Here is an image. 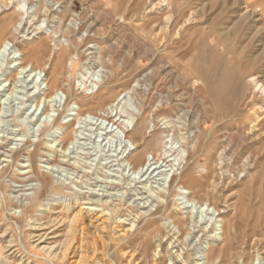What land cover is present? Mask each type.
Segmentation results:
<instances>
[{"label":"rangeland","instance_id":"1","mask_svg":"<svg viewBox=\"0 0 264 264\" xmlns=\"http://www.w3.org/2000/svg\"><path fill=\"white\" fill-rule=\"evenodd\" d=\"M5 1L0 44L22 17L34 32L0 55V264H171L170 252L178 264H264V0H49L68 10ZM73 13L81 29L68 34L58 22ZM106 41L119 48L98 90L92 46ZM54 51L71 100L52 87L53 74L42 94L19 73L20 58L42 66ZM138 78L137 122L147 134L129 135L139 149L153 133L164 144L173 136L163 118L176 120L191 134L188 143L174 138V153L188 159L181 171H163L170 167L160 161L153 173L135 174L134 146L116 126L104 134L106 124L89 114ZM81 99L89 104L80 108ZM151 147L155 158L176 155ZM190 186L203 199L209 191L224 217L185 198Z\"/></svg>","mask_w":264,"mask_h":264},{"label":"bare ground","instance_id":"2","mask_svg":"<svg viewBox=\"0 0 264 264\" xmlns=\"http://www.w3.org/2000/svg\"><path fill=\"white\" fill-rule=\"evenodd\" d=\"M52 3H53V5H52ZM47 4L51 5L52 7L53 6H55V7L56 6L57 7L62 6L64 8L66 7L65 9H67V10L70 9V7H71L70 5L65 4V2H59V1L53 2V1L48 0ZM165 4L166 5L168 4L166 2V0L164 1L163 4H161V6L163 7ZM5 6H8V3L5 0H0V9H4ZM25 6H26L25 3L23 5H21V8L24 11L26 10ZM72 15H73V17L70 19L69 22L66 23V19H67L66 14L63 15L62 17H60V20L58 22L59 23L58 26L60 27V30H63L65 33H68V34L78 32V29L80 28V24H81L79 21L80 14L79 13H73ZM11 24L8 25L6 30H5V32L7 31L6 35H8V36H6L5 39L0 44V55H3L7 51L8 47L10 45L20 49L21 44L17 41V39H19V37H20L19 34L21 32L24 33L23 34L24 36L32 34L34 32V30L28 31L27 28L25 29L26 26L24 25V17H22L16 23L12 24V29H10ZM92 24L93 23H90L88 25V28L86 29L87 33H90L92 31V29H91ZM33 35H35V34H33ZM65 36H66V34H65ZM83 37H84V35L79 37V41H82ZM106 43H107V41H106ZM118 48H119V46L116 43H107L106 48H101V46L98 48V46H96V45L92 46V49H93L92 53L95 54V59H96L95 61H97V60L99 61V65H98L99 70H97V75H98L97 77L98 78L93 79L91 81V84H92L91 87L92 88H94V89L98 88V90H100L103 87V85L105 83V77L107 76V73L110 72L108 68H110L111 66H113L115 64V56H114L113 51L117 50ZM68 52H69V54L72 52L71 47H69V46H68ZM14 53L15 54L11 60L13 63H15V65H18L17 60H18L19 56H16L15 51H14ZM55 56H56V52L54 51L51 54L50 59L48 61H46L44 65H42V66L31 65L30 67H29V64H26V62L23 61L24 57L22 56L23 58H20L21 61L19 62V64L20 65L24 64V66L23 67L21 66L22 67L21 72H19V73L24 72V77L26 78V80H28L29 82H32L34 84V88H39V93H42V94L46 93V90L43 88V81L48 79L49 73L53 74L55 76L56 80H55V83L54 82L51 83L52 87L55 89L56 92L60 91V92L64 93L67 97V100L68 99L71 100V99H73V88L67 82L68 77H66V79H61V76H59V64L56 62L53 64V59L55 58ZM72 67H73V63H71V68ZM143 79H146V80L149 79V75L148 74L145 75V77ZM84 83L86 84V82H84ZM10 85H11V82H10ZM138 85H140V79L137 81L136 85L127 89V91L125 93H123L122 95H119L115 91H112L110 96L107 98L108 100L105 99L104 103L101 104L102 108L99 110H96V111H94V110L90 111L89 114H92L97 119H100V121H101L100 124H103V125L106 124V127L100 128V129L104 130L103 131L104 134L112 133V131H114V130H112V127L116 126L117 127L116 129H119L118 131L121 133V138H123L128 143H130L131 145L134 146L135 150L130 152V155H129L130 158L128 159V163L131 166V169L134 171L135 174H137L139 172H141V173L144 172L142 174V176H144V175H147L148 172H150L151 170H152L151 173H153L156 169L164 167L163 165L157 166V165H159L160 161L166 162L165 166L170 167V168L165 169L163 171H171V172L172 171L175 172L176 170L181 171V169L185 168V166L188 162L187 161L188 159H187V157H184L181 155L182 154L181 150H178L180 154L174 153V151L177 150L176 146H174V145L176 142H182V141L185 143H188V141L191 137V134L186 135L185 133H183L182 132L183 130L181 128H179L178 122L176 120L169 118L168 116H165L163 118V120L167 119L166 121H164V124H166L165 128L168 129V132H172V136H173L170 139V141H164L165 142L164 144H163V141L160 139V137H158L155 133H153L152 139L146 141V144H145L143 149H139L138 144L135 143L133 138L129 135L130 131H133L134 133H140L144 137L147 134L146 127L145 126L140 127L138 122H137V120L139 118V114L136 112V107H135L136 102L135 101L137 99V93H139V92H137ZM5 87H4V89H6ZM96 94H94V96ZM40 103L41 102H39V104ZM76 103L80 106V108H82L84 105H88L89 101L81 99V101L76 100ZM38 107H40V105ZM142 109H143V102L141 101L140 110H142ZM143 113L141 115L142 118H144ZM77 114L80 115L81 113L77 112ZM183 120H185V123L189 126V129L192 130L191 132H194V133L200 132V127L195 120H192V121L189 120L188 116H186V115H185ZM110 127H111V129H109ZM174 138L177 140L176 142L174 141ZM152 141H156L158 148H163V151L167 154H170V156H173L174 154H176V155H174L173 158L171 160H168V161L163 158L162 154L159 156V158H155V155L152 152H149V150L151 148H153V147H151ZM61 142L64 143V139ZM124 146H127V144H124ZM222 152H223L222 154L225 153L224 151H222ZM148 155H151L153 157V160H155V161L152 162V160L148 157ZM110 183L114 184L115 182L110 181ZM217 183L218 182H216V181L214 182L215 185H213L214 188L212 189L213 193L216 192V188L218 185ZM205 195H206V197H208L210 195L209 191H206ZM205 195H204V197H205ZM184 197L188 198V200H190L192 202L197 201V203H201V206L202 205L207 206V210L213 209L215 212H213V213L211 212V215H218L219 217H224L225 210H223L221 207L214 204V202L209 197L208 198L205 197L206 199L205 198L203 199L201 195L199 196L197 194L196 190H194L193 187H191V186L189 187V190L186 194H184ZM92 209H94V208H91V210ZM183 222H184V220H183ZM192 223L193 222L190 220L189 225ZM185 225L186 224L184 223V226ZM181 226L184 227L183 225H181ZM132 227L128 228L127 231H129V230L131 231ZM123 234H125V233H123ZM161 235H163V234H161ZM162 241L160 240V243H162ZM66 247H67V249L69 247H71V242ZM167 250H168L167 252H170V250L168 248H167ZM125 253L127 254V252H125ZM133 253L134 252H132L131 255H128L130 257V260L128 261V263L131 261ZM66 254H67V252L65 251L63 254H61L62 255L61 257L66 258L65 257ZM170 256H171V264H172V262L178 264L179 255L175 256V255L171 254V252H170ZM82 257H83V255H82ZM75 263L79 264L80 260L75 261Z\"/></svg>","mask_w":264,"mask_h":264}]
</instances>
